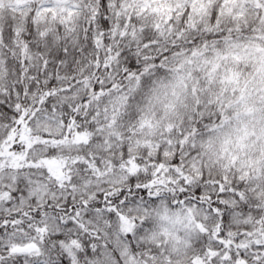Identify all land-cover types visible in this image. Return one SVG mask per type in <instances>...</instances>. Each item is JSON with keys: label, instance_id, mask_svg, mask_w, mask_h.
I'll return each instance as SVG.
<instances>
[{"label": "snow or ice", "instance_id": "1", "mask_svg": "<svg viewBox=\"0 0 264 264\" xmlns=\"http://www.w3.org/2000/svg\"><path fill=\"white\" fill-rule=\"evenodd\" d=\"M0 264H264V0H0Z\"/></svg>", "mask_w": 264, "mask_h": 264}]
</instances>
